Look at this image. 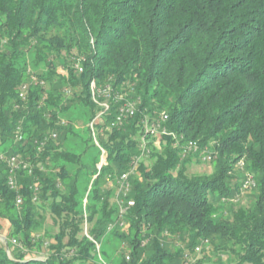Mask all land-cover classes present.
<instances>
[{
    "label": "trees",
    "instance_id": "trees-1",
    "mask_svg": "<svg viewBox=\"0 0 264 264\" xmlns=\"http://www.w3.org/2000/svg\"><path fill=\"white\" fill-rule=\"evenodd\" d=\"M157 122L172 135L130 175L121 214L115 184ZM188 142L212 175L190 170ZM13 156L32 164L16 190ZM0 221L18 242H0V264H264V0H0ZM110 239L127 246L117 261Z\"/></svg>",
    "mask_w": 264,
    "mask_h": 264
},
{
    "label": "rangeland",
    "instance_id": "rangeland-1",
    "mask_svg": "<svg viewBox=\"0 0 264 264\" xmlns=\"http://www.w3.org/2000/svg\"><path fill=\"white\" fill-rule=\"evenodd\" d=\"M60 72H63V71L60 70ZM70 116L74 120L73 122L74 129L77 132V134H79L80 137L76 139V138L69 136L70 138L68 142L66 143V147L70 152H73L75 154H80L84 150V142L82 141L87 139L86 130H87L88 118L87 116L82 114V112H78V111L71 112ZM151 145L152 146L150 150L154 149V150L159 151L166 145V141L163 139V137H157L151 140ZM200 149L201 151L199 153L191 152L190 154H188L187 158L190 159V161L188 162V166L190 170L197 175L210 176L214 173V166H215L214 161H211V162L204 161V157L206 156V153L207 154H210V153L207 149H203L202 147H200ZM150 159L151 158L149 157V158L142 160L141 162L148 164L150 162ZM103 163H105V160H103ZM239 174H240L239 185H241L240 190H239L240 192L239 197L240 199L243 200L242 204L246 206L247 204H249L250 199L254 195L257 194V190L252 189V188H243L241 182L244 180V177L248 176V173H246L244 170L241 169L239 171ZM117 195H118V192L116 193V198H115L116 201H117ZM40 212L42 214H45L48 218L46 223L41 228L40 232L44 234L45 233L44 229H47L50 234H54L55 230L52 227V222H51V219L49 218V212L45 209L44 210L42 209ZM0 237L4 239V241H7V240L10 241L13 239L11 236V227L5 221H0ZM104 246L109 252H111V257L116 261L119 259V256H121V253L127 250V246L123 242L119 240H115V239H110V241L106 243ZM44 252H46L45 246L42 248V250H40V252L38 253V256L44 257L45 255ZM126 255H128V253ZM223 260L225 263H227L229 259L227 256H224Z\"/></svg>",
    "mask_w": 264,
    "mask_h": 264
},
{
    "label": "built area",
    "instance_id": "built-area-1",
    "mask_svg": "<svg viewBox=\"0 0 264 264\" xmlns=\"http://www.w3.org/2000/svg\"><path fill=\"white\" fill-rule=\"evenodd\" d=\"M20 97L23 98L24 93H22ZM103 106L106 108V110L109 108L107 106V104H103ZM134 113H135V111H134V108L132 106H130V105L123 106L121 109V114L119 116V121H121L124 116H132V115H134ZM167 119H168V116L163 115L162 122L167 121ZM162 122L153 123L150 126H148L146 129L147 135L150 136L151 138H157V137L172 135L169 132V130L162 125ZM54 137H56V136L54 135ZM200 151H201L200 146L196 142H188V143L184 144V146H183V156L184 157H186L191 152L199 153ZM103 154H105V153L103 152ZM150 154H151V150L148 147V139H146V137H143L142 146L140 148V155L135 157L132 169L130 170V172L123 174L120 177V179L118 180V182L115 184L116 186L118 185L117 200L120 203L121 214H123L127 209V207L124 206V204H125L124 199L127 198V196L130 194V191L132 189L130 181H129V177L132 173L135 172L139 163L142 160L149 158ZM103 160H105L104 155L102 157V163H103ZM204 161L211 162L212 156L210 154L206 153V156L204 157ZM8 164L10 167V175L8 178V185L10 186L11 189L16 190L17 189V181H16V177H15V172L17 170H19L20 167L23 166V168L28 170V172L31 174L32 173V170H31L32 164L24 163V162L20 161L18 157H15V156L8 159ZM110 186L112 187V186H114V184L111 183ZM242 186H243V188H254V187H256V182L252 178H248L243 183ZM36 191H38V189H36ZM36 200H37V197L34 199V201H36ZM22 203H23L22 197L18 196L17 200H16L17 207H20L22 205ZM131 206H134L133 201L128 202V207H131ZM121 226H123V224H121ZM109 229H112V227H110ZM0 242L6 243V241H4V239H2L1 237H0ZM10 242L14 246L18 245V242L15 239L10 240ZM98 249H100V246H98ZM195 251H196V253H199L201 251V248L197 247ZM188 258H189V256H186V259H188ZM130 259H131V257L128 254L126 256V260L129 261Z\"/></svg>",
    "mask_w": 264,
    "mask_h": 264
},
{
    "label": "water",
    "instance_id": "water-1",
    "mask_svg": "<svg viewBox=\"0 0 264 264\" xmlns=\"http://www.w3.org/2000/svg\"><path fill=\"white\" fill-rule=\"evenodd\" d=\"M102 165H100V168H101Z\"/></svg>",
    "mask_w": 264,
    "mask_h": 264
},
{
    "label": "crops",
    "instance_id": "crops-1",
    "mask_svg": "<svg viewBox=\"0 0 264 264\" xmlns=\"http://www.w3.org/2000/svg\"><path fill=\"white\" fill-rule=\"evenodd\" d=\"M3 225H5V224H3Z\"/></svg>",
    "mask_w": 264,
    "mask_h": 264
}]
</instances>
